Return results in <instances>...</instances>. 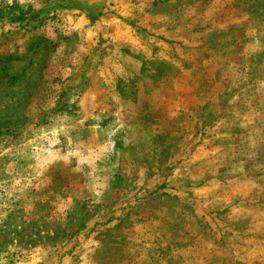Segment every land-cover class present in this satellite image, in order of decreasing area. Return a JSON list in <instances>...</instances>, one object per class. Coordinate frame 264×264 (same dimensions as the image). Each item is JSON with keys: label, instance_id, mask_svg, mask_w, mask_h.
<instances>
[{"label": "rangeland", "instance_id": "rangeland-1", "mask_svg": "<svg viewBox=\"0 0 264 264\" xmlns=\"http://www.w3.org/2000/svg\"><path fill=\"white\" fill-rule=\"evenodd\" d=\"M0 264H264V0H0Z\"/></svg>", "mask_w": 264, "mask_h": 264}, {"label": "crops", "instance_id": "crops-1", "mask_svg": "<svg viewBox=\"0 0 264 264\" xmlns=\"http://www.w3.org/2000/svg\"><path fill=\"white\" fill-rule=\"evenodd\" d=\"M80 21L83 22L85 21V18L84 20L82 18H80ZM114 97V102H116V104H119V103H122V105H124V102L123 100L119 97V95H112ZM117 107V106H116ZM99 128H102V127H99ZM141 131L143 129H140ZM103 133L104 130L102 128L101 130ZM108 133L106 135H109V138L107 141H104V142H100L98 144V151H99V154L102 153V155H106L108 156L109 154L108 153H112L113 152V149L115 148V146L117 144H115V141H111V138L113 137V135H115V133H117V129L115 130H111V131H107ZM89 134V132H86ZM94 133H97V134H100L99 130L98 131H95ZM142 134H140V138L138 139L137 142H131L130 140L128 141V143L124 144L123 146V151H121V154H118V159L117 160H120L123 164H125L127 162V158H126V152L129 151V147L131 146H136V147H142L144 144H143V141H144V138L141 137ZM74 142V141H73ZM70 146L72 147V150H74V153H76L79 157H90V153H91V147L88 146V145H82V146H76L75 143H70ZM106 153V154H105ZM143 158V155L140 153L137 157H133L131 159L132 163L136 164V166L140 169L139 170V174L138 175H145V174H148V164L141 161ZM147 168V169H145ZM125 177V176H124ZM104 188L106 190H112V187L110 185V180L108 181L107 183V186L106 184H104ZM134 199V200H133ZM133 199H130V203L128 204H125V205H130V207H132L134 205L136 201L135 198ZM124 205V207H125Z\"/></svg>", "mask_w": 264, "mask_h": 264}, {"label": "trees", "instance_id": "trees-1", "mask_svg": "<svg viewBox=\"0 0 264 264\" xmlns=\"http://www.w3.org/2000/svg\"><path fill=\"white\" fill-rule=\"evenodd\" d=\"M118 91H119V93H120V96H121L123 99H125V94H124V92H122V90L120 89L119 86H118Z\"/></svg>", "mask_w": 264, "mask_h": 264}]
</instances>
